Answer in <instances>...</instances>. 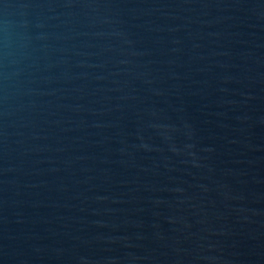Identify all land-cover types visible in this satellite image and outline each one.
Returning a JSON list of instances; mask_svg holds the SVG:
<instances>
[{
	"label": "water",
	"instance_id": "95a60500",
	"mask_svg": "<svg viewBox=\"0 0 264 264\" xmlns=\"http://www.w3.org/2000/svg\"><path fill=\"white\" fill-rule=\"evenodd\" d=\"M0 264H264V0H0Z\"/></svg>",
	"mask_w": 264,
	"mask_h": 264
}]
</instances>
